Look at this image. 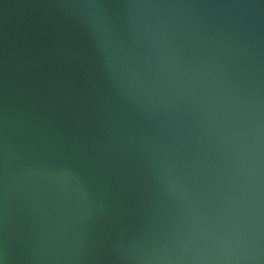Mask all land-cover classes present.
Listing matches in <instances>:
<instances>
[{"label": "water", "instance_id": "water-1", "mask_svg": "<svg viewBox=\"0 0 264 264\" xmlns=\"http://www.w3.org/2000/svg\"><path fill=\"white\" fill-rule=\"evenodd\" d=\"M0 264H264V0H0Z\"/></svg>", "mask_w": 264, "mask_h": 264}]
</instances>
